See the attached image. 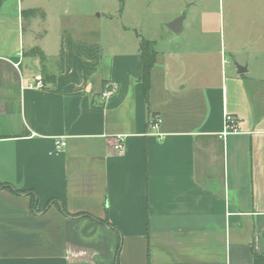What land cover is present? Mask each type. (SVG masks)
<instances>
[{"label":"crops","instance_id":"1","mask_svg":"<svg viewBox=\"0 0 264 264\" xmlns=\"http://www.w3.org/2000/svg\"><path fill=\"white\" fill-rule=\"evenodd\" d=\"M40 13L0 7V180L21 190L0 188V264H115L118 252V264H255L264 88L245 81L250 64L219 73L211 52L168 37L146 98L141 34L106 49L97 32L40 34ZM37 74L46 86L25 87ZM107 85L117 92L103 98ZM227 115L237 131L224 133Z\"/></svg>","mask_w":264,"mask_h":264},{"label":"rangeland","instance_id":"2","mask_svg":"<svg viewBox=\"0 0 264 264\" xmlns=\"http://www.w3.org/2000/svg\"><path fill=\"white\" fill-rule=\"evenodd\" d=\"M47 13L37 15L38 31L50 29V36L67 28L84 38H97L107 49L117 32L135 40L137 33L158 40L156 49L168 48L172 37L182 47L209 53L225 72H238L237 65L250 64L244 79L251 87L257 77L264 88V0H23ZM187 11L184 29L174 33L170 21ZM46 28V29H47ZM97 32V33H96Z\"/></svg>","mask_w":264,"mask_h":264},{"label":"trees","instance_id":"3","mask_svg":"<svg viewBox=\"0 0 264 264\" xmlns=\"http://www.w3.org/2000/svg\"><path fill=\"white\" fill-rule=\"evenodd\" d=\"M121 7L119 9V11H123V2L121 0ZM3 4V0H0V7L2 6ZM140 36V35H139ZM140 52H141V55H143V64H142V67H141V71H140V74H139V80L140 82L142 83V85L144 86V94H145V97L148 98V95H149V92H150V88H151V73H152V70L151 68L154 66L155 62H156V58H157V50L155 48V41L154 40H151L149 38H144L142 36H140ZM32 52H39V49H34V51ZM40 58H42V60L44 59L43 58V53H41L40 55ZM44 76V75H43ZM48 77L49 76H44V81L45 83L48 81ZM0 188H7V189H10L12 190L13 192H19L21 191L20 189L18 188H14L12 187L10 184L6 183V182H3L0 180ZM29 193L32 194V206L35 207V204H36V195L35 192L33 190H30ZM53 201V200H52ZM50 202V203H53V202ZM63 211L66 213V214H69L68 211L66 210V208H63ZM89 215V214H88ZM120 250V246L119 248L117 249V252ZM253 257H254V260L253 262L255 264H264V253H260L258 251H256V249L254 248L253 249ZM119 262V252L117 253V258H116V261H115V264H118Z\"/></svg>","mask_w":264,"mask_h":264},{"label":"built area","instance_id":"4","mask_svg":"<svg viewBox=\"0 0 264 264\" xmlns=\"http://www.w3.org/2000/svg\"><path fill=\"white\" fill-rule=\"evenodd\" d=\"M20 57H22V54L20 53ZM22 64V61H17L15 62V65L17 67H20ZM25 87H33V88H39L42 89V87L46 86V83L44 81V76L43 74H37L35 75L33 78L29 79L25 85ZM108 87L103 90L102 92V97L103 98H108L109 96L115 94L117 92V86L115 85H107ZM160 122V119L158 117H153L152 120V127L153 129H156L158 127V124ZM225 131L224 133H228L230 131H237V121L231 116V115H227L226 116V121H225ZM121 136V135H119ZM67 145V141H66V137L64 136H60L58 137V139L56 140V148L62 149L64 146ZM116 149L120 152L124 151L125 146L123 145V137H121L119 139V141L115 144Z\"/></svg>","mask_w":264,"mask_h":264},{"label":"water","instance_id":"5","mask_svg":"<svg viewBox=\"0 0 264 264\" xmlns=\"http://www.w3.org/2000/svg\"><path fill=\"white\" fill-rule=\"evenodd\" d=\"M186 15H187V11H184L181 15L177 16L175 19L167 23L168 28L171 31H173L175 34L182 32L184 29L183 22H184V19L186 18ZM237 68H238L239 73H244L248 71V68L246 66H241L239 64L237 65Z\"/></svg>","mask_w":264,"mask_h":264}]
</instances>
